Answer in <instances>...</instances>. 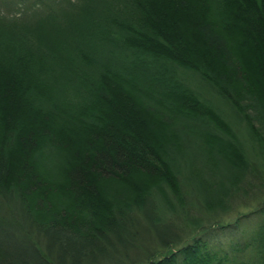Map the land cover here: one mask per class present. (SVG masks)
I'll return each mask as SVG.
<instances>
[{
    "label": "trees",
    "instance_id": "16d2710c",
    "mask_svg": "<svg viewBox=\"0 0 264 264\" xmlns=\"http://www.w3.org/2000/svg\"><path fill=\"white\" fill-rule=\"evenodd\" d=\"M0 264H264V0H0Z\"/></svg>",
    "mask_w": 264,
    "mask_h": 264
},
{
    "label": "rangeland",
    "instance_id": "374dc122",
    "mask_svg": "<svg viewBox=\"0 0 264 264\" xmlns=\"http://www.w3.org/2000/svg\"><path fill=\"white\" fill-rule=\"evenodd\" d=\"M256 199H257V197H256V198H253V197H252V198L248 201L247 205H245V207H241V205H238L237 207L232 208V210H231L228 214H226L225 216H228V220H230L233 216L235 217V213H236L237 211H239V210H241V209H245V211H248L250 208H252L253 206H255V204H256V202H257ZM249 216H250V214H249ZM234 217H233V218H234ZM233 218H232V219H233ZM224 219H226V217H224ZM232 219H231V220H232ZM256 221H258V217H256V216H253V217H249V218H247V220H246V222H245V228L249 229V226L254 225Z\"/></svg>",
    "mask_w": 264,
    "mask_h": 264
}]
</instances>
